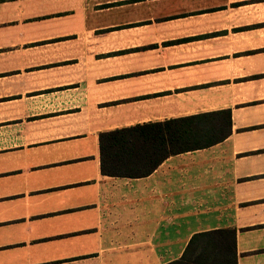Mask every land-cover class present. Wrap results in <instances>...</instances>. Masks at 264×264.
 Masks as SVG:
<instances>
[{
    "label": "crops",
    "instance_id": "0c3cea01",
    "mask_svg": "<svg viewBox=\"0 0 264 264\" xmlns=\"http://www.w3.org/2000/svg\"><path fill=\"white\" fill-rule=\"evenodd\" d=\"M223 110L224 140L102 174L101 132ZM186 249L264 264V0H0V264Z\"/></svg>",
    "mask_w": 264,
    "mask_h": 264
},
{
    "label": "trees",
    "instance_id": "16d2710c",
    "mask_svg": "<svg viewBox=\"0 0 264 264\" xmlns=\"http://www.w3.org/2000/svg\"><path fill=\"white\" fill-rule=\"evenodd\" d=\"M230 133L229 110L140 123L101 132V172L109 176H144L156 169L168 156L209 147L224 140ZM216 233L207 232L199 237L215 240ZM187 252L188 249L177 263L197 264L198 259H194V254L189 256Z\"/></svg>",
    "mask_w": 264,
    "mask_h": 264
}]
</instances>
